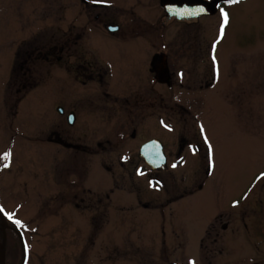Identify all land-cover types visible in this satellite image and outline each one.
I'll return each instance as SVG.
<instances>
[{"label": "rangeland", "instance_id": "374dc122", "mask_svg": "<svg viewBox=\"0 0 264 264\" xmlns=\"http://www.w3.org/2000/svg\"><path fill=\"white\" fill-rule=\"evenodd\" d=\"M96 1L103 6L95 8ZM132 9L135 13L130 18L127 13ZM235 9L243 10L246 6ZM248 9L251 11L252 7ZM263 10L264 6L259 2L255 7V12L260 16V28L257 29V72L261 84L258 128L246 124L235 125L224 117L219 108L209 107L206 104L208 93L203 86L197 87L192 93L195 106L190 108L191 113L174 112L171 108V105L177 103L178 97L181 103L188 105L191 96L187 91L188 80L177 77L178 81L175 83H179L180 87L163 86L161 89L164 96L163 124L162 128L158 124L157 133L164 135L174 145L179 137L176 123L180 127L189 123L193 127L194 135L209 144L204 149L209 154L207 162L194 155L187 156V160H176V148L172 151L174 160L170 161V169L173 175L164 173L160 177L165 186L173 190L177 200H235L244 190L251 189L253 177L264 169V20L260 14ZM98 13L102 20L117 17L127 20L131 27H136L139 24L155 23L160 14V3L159 0H0V207L5 214L0 225V251L3 250L1 231L8 230L9 221L14 220L18 227L17 235L27 256L25 264H76L79 253L85 248L87 251L82 258V264H139V254L133 248L134 243L139 245L146 240L143 232L146 234L148 229L153 228L147 218L156 216L158 219L160 211L137 203L136 186H142L146 190L142 200L169 199L164 191L156 192V180L151 179L150 175L138 174L140 161L123 159L122 165L117 159L122 150L114 155L111 150L97 147L96 142L106 139L105 135L111 136L112 129L107 128L95 136L90 128H66L69 139L91 146L93 152L90 153L69 149L60 144L58 139L65 129L62 128L61 116L56 111L59 101L53 97L50 101L48 97L60 93L61 77L58 70H53L46 79H37L35 87L27 97L12 95L13 85L12 82L11 85L8 84L10 78L5 69L17 46L21 48L28 42L38 45L45 41H57L64 31H86L89 35L86 40L95 43H101V39L111 40L98 29L102 25L100 20L95 19ZM139 15L143 19L139 20ZM239 15L237 24L245 25L238 31H229L227 42L239 44L231 46L233 51L239 49L241 52L246 48L243 56H251L254 54L252 47L247 48L242 42L246 36L251 35L249 26L252 22L245 15ZM174 23L165 26L161 39L167 43L165 46H171L175 41L181 43L190 40L185 24L180 23L182 28ZM203 24L205 23L202 21L198 25ZM187 29H191V26L188 25ZM219 35L216 27H206L196 31L193 40L220 42ZM136 40L142 47L159 45L157 32L152 34L149 31ZM170 50L173 54L176 52L175 49ZM190 56V53L184 54L189 62L184 65L186 68L191 66ZM231 61L233 60H229ZM248 62L247 65L240 64L231 76L222 79L226 85L228 82L229 88L237 87L240 70H254L250 58ZM147 71L150 76L149 62ZM202 72V65L200 70H194L195 74ZM150 81L148 79V83ZM182 82L186 84L181 85ZM150 88L149 86L148 89ZM85 93L86 88L79 86L72 91V96ZM215 95L219 97V93ZM219 101L220 99L217 100ZM209 103L214 102L209 100ZM151 120L159 121L154 111L148 116L146 127L143 126L142 138L150 136L146 134H149L147 127ZM122 153H127V149ZM190 157L193 159H189ZM206 165L211 171L210 174L205 173ZM107 167L116 169L114 177L106 170ZM118 184L124 187L120 188ZM199 184H205L202 192L188 196L190 192L198 191ZM112 189L116 191L115 196L106 198V193ZM98 190H102L100 195L106 203L96 204L98 197L95 194L90 197L83 193ZM184 193L186 195L182 198ZM81 194L94 203L76 210L73 208L74 202L81 199ZM115 199L130 200V203H124L122 209L109 208L108 202L112 203ZM66 201L70 203L66 205ZM61 222L68 223V226ZM74 222H82V235L78 234L80 231L74 230ZM152 235H155L154 231ZM109 249H116V256L109 255ZM196 251L194 247L190 252ZM169 259L176 262L187 258Z\"/></svg>", "mask_w": 264, "mask_h": 264}, {"label": "flooded vegetation", "instance_id": "af4514ba", "mask_svg": "<svg viewBox=\"0 0 264 264\" xmlns=\"http://www.w3.org/2000/svg\"><path fill=\"white\" fill-rule=\"evenodd\" d=\"M204 1L212 2L210 6L213 8L216 6V11L211 13L212 7H209L204 14L179 18L176 15H170L159 0L160 14L155 23L139 24L136 27H131L127 24V20L117 17L102 20L101 14L98 13L95 19L102 22L98 29L111 40L101 39V43L98 41L95 43L92 40H86L89 37L86 31L78 33L64 31L57 41H45L38 45L28 42L21 48L17 46L13 52L11 51L9 62L6 64L5 70L10 78L8 84L11 85L12 82L13 85V96L27 97L35 87L37 79L48 78L53 70L60 72V93L51 94L48 97L50 101L52 97L59 101L56 111L60 114L61 126L65 129L58 139L62 146L88 153L93 152L88 144L69 139L66 128L80 126L90 128L95 136L98 132L110 128L111 136L105 135L106 139L97 141V147L102 150H111L114 155L118 150H122L117 156L122 165H124L123 159L140 161L138 174L150 175L151 179L156 180V192L164 191L169 196V199L164 201L142 200L146 190L142 186H136L138 188L137 203L145 208L152 207L160 211L158 219L156 216L147 218L153 228L148 229L146 234L143 232L146 240L139 245L134 243L133 248L139 254V264H264V169L258 171L253 177L250 190L247 188L235 200L222 202L177 200L173 190H169L160 177L164 173L173 175L170 161L174 160L172 159L174 148L177 151L176 160H187V156L194 155L199 157V160L207 162L209 156L204 150L209 144L194 135L193 127L189 123L182 127L176 123L175 128L178 130L179 137L175 146L171 145L164 135L157 133L158 124L161 125L160 128L163 124L164 96L161 89L163 86H179V83H175L178 81L177 77L188 80L187 91L191 96L188 105L181 103L178 97L177 103L171 105L174 112L191 113L190 108L195 106L192 93L197 87H204L208 93L206 104L208 103L209 107L214 109L219 108L228 121L235 125L246 124L254 128L259 126V86L261 84L257 72L259 58L257 29L260 28V16L255 12V7L259 2L264 6V0H239L234 4L228 3V0ZM100 4L96 1L94 7H102L103 5ZM238 6H246V9L236 11L235 8ZM250 6L251 11L248 9ZM192 8L193 12L200 10L199 7ZM222 12L228 14L229 19L226 25ZM134 13L132 9L127 14L133 18ZM239 14L245 15L252 22L250 26L248 25L251 35L246 36L242 42L246 45L245 47H252L254 54L251 56H243L246 48L241 52L239 49L233 51L231 46L239 44L227 42L229 31H238L245 25L237 24ZM260 14L264 20V10ZM141 19L143 17L139 15V20ZM202 21L205 24L198 25ZM172 22L180 27H182L180 23L185 24L190 40L181 43L175 41L171 43V46H165L167 43L161 39H163L165 26ZM188 25L191 29H187ZM206 27L210 29L216 27V32L219 34L221 27L224 28L223 36L219 35L220 42L193 40L195 32ZM149 31L152 34L157 32L159 45L139 46L136 38L140 39ZM214 46L215 52H213ZM170 49H175L176 52L173 54ZM188 53L191 54L189 57L191 66L186 68L189 62L186 61L184 54ZM139 55H143V58ZM159 55L161 60L157 61ZM249 58L252 60L254 70L252 72L240 70L237 87L229 88L228 82L226 85L223 81L224 78L231 76L240 64H248ZM181 60H183L182 63ZM229 60L233 61L229 62ZM147 62L150 64V76H148ZM201 65L203 72L195 74L194 70H200ZM165 67L167 72L163 75L168 76L169 79L167 82H162L157 78V71L158 69L162 71ZM187 70L188 73H186ZM219 75H221L220 79ZM148 79L151 80L149 83ZM180 84L185 85L186 82ZM79 86L86 88L87 93L76 94L73 97L72 91L77 90ZM149 86L150 89H148ZM215 93H219V97ZM219 99L220 101L217 102ZM209 100L214 103L210 104ZM15 104L17 106V102ZM153 111L157 113L159 121L151 120L147 127L149 134H146L150 136L142 138L143 126L146 127L148 116ZM125 149L127 153H122ZM161 150L164 157L158 155ZM145 154H149V157ZM191 157L189 159H193ZM147 159H165L166 163L155 168L147 163ZM106 170L113 177L115 176V168L107 167ZM210 172L206 165L205 173L210 174ZM118 185L120 188L124 187ZM198 187V191H192L188 196L202 192L205 184H199ZM83 193L90 197L95 194L98 197L96 204L106 203L100 195L102 190L83 191ZM115 194V189H112L106 193V198ZM185 195L186 193L181 197ZM128 201L130 200L115 199L111 201L112 203L108 202V206L113 209H122L124 203H130ZM68 203L70 202L66 201V205ZM93 203L82 195L81 199L74 202L73 208L78 210L84 205L90 206ZM62 224L68 226V223ZM72 224L74 230L80 231L78 234L82 235L80 226L82 222ZM194 247L197 251L190 252ZM86 251L85 248L79 253L76 264L83 263L82 258ZM108 254L116 256V249H109ZM170 257L187 259L175 262L169 259Z\"/></svg>", "mask_w": 264, "mask_h": 264}, {"label": "water", "instance_id": "95a60500", "mask_svg": "<svg viewBox=\"0 0 264 264\" xmlns=\"http://www.w3.org/2000/svg\"><path fill=\"white\" fill-rule=\"evenodd\" d=\"M160 1H161V5L169 12L170 15H176L179 18L198 16V15L204 14L206 10L209 9V7H212V9H210L211 13L216 11V6L215 8H213V6H210L212 2L205 3L204 0H160ZM192 7H199L200 9H203V11L193 12ZM160 58H161V55L158 56L157 61H160L161 60ZM166 72H167L166 67L162 71L158 69L157 78L162 82H167L169 77L168 76L166 77L163 75V73H166ZM158 155L161 157L162 156L164 157L163 151L161 150ZM145 156L149 157V154H145ZM146 161L148 164L152 165L155 168H158L163 163H166L165 159L163 160L147 159ZM0 215L3 218V215L1 213ZM6 241H7V237L4 234L3 250L0 251V264H6Z\"/></svg>", "mask_w": 264, "mask_h": 264}, {"label": "trees", "instance_id": "16d2710c", "mask_svg": "<svg viewBox=\"0 0 264 264\" xmlns=\"http://www.w3.org/2000/svg\"><path fill=\"white\" fill-rule=\"evenodd\" d=\"M1 223L2 219L0 216V225ZM9 224L10 227L8 228V230L1 231L2 237H4V234L7 237L6 264H21L23 261V247L20 241V237L16 232L18 227L15 224L14 220L9 221Z\"/></svg>", "mask_w": 264, "mask_h": 264}, {"label": "snow or ice", "instance_id": "6c2138e0", "mask_svg": "<svg viewBox=\"0 0 264 264\" xmlns=\"http://www.w3.org/2000/svg\"><path fill=\"white\" fill-rule=\"evenodd\" d=\"M239 2V0H228V3H238ZM199 11H203V9H200ZM222 14H223V19H224V24L226 25L227 23H228V14L226 13V12H222ZM223 34H224V28L223 27H221V29H220V35H221V37L223 36ZM213 52H215V46L213 47ZM213 60H215V56L213 55ZM7 155H9L10 156V153H8ZM0 211H2V209H0ZM9 218H11V217H9ZM17 223L19 224L20 222L19 221H17Z\"/></svg>", "mask_w": 264, "mask_h": 264}]
</instances>
